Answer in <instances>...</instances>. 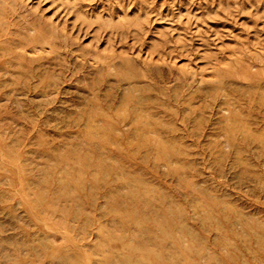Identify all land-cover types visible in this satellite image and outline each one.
Segmentation results:
<instances>
[{"label": "rangeland", "instance_id": "rangeland-1", "mask_svg": "<svg viewBox=\"0 0 264 264\" xmlns=\"http://www.w3.org/2000/svg\"><path fill=\"white\" fill-rule=\"evenodd\" d=\"M0 264H264V0H0Z\"/></svg>", "mask_w": 264, "mask_h": 264}]
</instances>
